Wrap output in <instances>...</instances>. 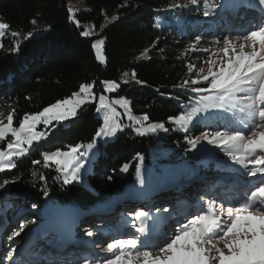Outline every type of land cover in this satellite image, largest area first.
I'll list each match as a JSON object with an SVG mask.
<instances>
[{
    "label": "trees",
    "instance_id": "16d2710c",
    "mask_svg": "<svg viewBox=\"0 0 264 264\" xmlns=\"http://www.w3.org/2000/svg\"><path fill=\"white\" fill-rule=\"evenodd\" d=\"M68 1L0 0V18L10 26L0 37V104L8 105L10 111L16 109L14 124L25 113H35L58 99L71 96L82 83L94 82V89L101 90L103 80L116 81L119 87L115 94L129 100L132 112L146 115L147 121L165 124L170 117L191 111L192 103L202 101L194 99L195 96L191 98L187 87H179L185 79H190L186 62L154 51L153 43L167 37L169 29L175 27L172 22L177 18L171 6L178 5L179 9L181 0H81L85 9L72 14ZM70 15L74 19H69ZM33 19L37 21L35 25ZM86 27L99 28L100 32L85 37L81 33ZM13 32L20 35L14 37ZM95 36H102L105 41L104 62L97 60L92 48ZM17 41L19 49L14 51ZM201 115L207 118L202 111L197 117ZM216 118L220 122L224 119L223 115ZM197 121L186 131L178 128L167 133L164 143L171 146L204 131V124ZM214 121L218 120L210 122ZM230 121L232 124L233 119ZM101 125L102 119L95 115V103H86L68 124L52 128L46 139L17 160L14 169L0 172V182L16 180L10 184L8 201L14 206L29 207L43 203L52 207L67 204L85 212L102 204L104 197L111 198L121 190L138 185L140 162L154 168L160 164L174 165L168 152H165L168 158L157 161L153 157L159 141L151 132L140 135L124 129L110 141H99V151L83 182L64 184L53 165H44L42 153L93 141ZM210 125L222 129L215 123ZM232 127L234 124L228 128ZM33 160L41 163L33 164ZM125 165L127 171H122ZM155 190L151 189L150 194ZM3 198L6 196L0 194V202ZM122 198L128 200V195ZM84 222L80 225L88 226Z\"/></svg>",
    "mask_w": 264,
    "mask_h": 264
},
{
    "label": "snow or ice",
    "instance_id": "6c2138e0",
    "mask_svg": "<svg viewBox=\"0 0 264 264\" xmlns=\"http://www.w3.org/2000/svg\"><path fill=\"white\" fill-rule=\"evenodd\" d=\"M191 3L196 4L197 0H191ZM205 3L207 4V0ZM259 4L264 5V0H259ZM72 11L70 8L69 12ZM204 15L207 16L209 13L205 11ZM69 19L74 17L70 15ZM75 22L79 25V21ZM36 23L37 21L33 19L32 24ZM9 27V24L0 22V37L5 35ZM31 34L28 33L29 36ZM91 34L90 30L81 33L85 37ZM12 35L15 37L20 33L13 32ZM201 39L202 37L197 35L186 47L185 54L189 50H195ZM104 44V39H97L92 44L96 58L101 62L105 60ZM18 49L19 41L13 50ZM203 51L209 52L208 49ZM187 69L190 76L194 71L195 75L185 79L179 87H190L194 93L208 95L202 97V107L201 102H197V106L191 111L182 112L169 119L180 128L186 129L202 110L207 111L211 108L232 111L239 106V111L246 113L249 121L244 123L243 130L205 131L198 137L186 139L193 148L201 141H207L242 166L247 176L256 177L259 174L264 177V25L254 27L242 36L224 37L223 47L213 49L208 60L199 69L192 63L187 65ZM135 75L133 72V78ZM201 82H205L206 87L194 86ZM102 83L108 92L119 87L115 81ZM93 88L94 82L82 83L78 91L73 92L71 96L58 99L35 113H25L18 124H14L15 108L6 118H0V172L14 169L17 160L29 154L35 144L46 139L52 128L70 117H76L81 106L96 99ZM98 99L99 106L96 111L103 113V123L96 131L95 137H112L123 128L121 114L115 105L126 109L129 119H133L129 101L123 97L109 100L103 94ZM147 120L146 115L143 120H135V123L140 125L136 128L138 134L167 131L163 123L144 124L143 121ZM41 125L43 128H40ZM83 147L78 144L69 146L67 151L57 149L50 153L44 152L43 163L46 167L54 164L63 173V183L70 184L80 179L82 158L87 155V151H81ZM93 147V143L87 145L88 150ZM32 163L39 164L41 161L33 160ZM122 171H127V165ZM137 176L139 182L143 183L139 169ZM15 182V179H4L0 182V189ZM44 195H48L47 191ZM32 207L35 208L36 205L33 204ZM219 208L217 211L215 201H204V209L199 214L185 218L182 223L177 221L171 235L154 244H146L141 239L146 233V222L152 214L143 208L138 209L130 215L133 226L139 223L136 230L141 235L114 239L107 243L104 249L110 257L96 259L94 262L84 259L83 264H264V179L246 193L235 206H230L226 210L223 205ZM25 227L26 225L21 223L12 236H20ZM88 235L92 233L89 232Z\"/></svg>",
    "mask_w": 264,
    "mask_h": 264
},
{
    "label": "rangeland",
    "instance_id": "374dc122",
    "mask_svg": "<svg viewBox=\"0 0 264 264\" xmlns=\"http://www.w3.org/2000/svg\"><path fill=\"white\" fill-rule=\"evenodd\" d=\"M179 4H180L179 9L177 7L172 8V14H174L177 18L175 19V21L172 22L175 27L169 29V34L167 37H162L159 40H156L155 43H153L155 45L154 51L160 56L166 58H171V59L175 58L176 60L183 59L187 65L189 63L196 65V69H199V67H201L203 63L208 60L209 54L213 49H218L223 47L224 37H229V38L236 37V36H232L233 34H230L236 32L237 29L236 26L235 28L230 26L233 22V20L231 21V18L228 15V10L230 9V6L232 8L236 7L242 9V11L239 13L241 16H245L247 15V13H255V14H259L261 17H263V14L258 9L260 7H264V5L259 4V0H207V4L205 3V0H197L196 4H192L191 0H181ZM67 7L68 9L70 8L73 9L71 14L74 13L75 11L85 9L81 0H69L67 2ZM236 10L237 9H235V12ZM205 11H207L209 15L205 16L204 15ZM166 15L169 16L168 13H166ZM106 21L107 20H105L102 23V26L106 24ZM0 22L5 23V21L2 20L1 18H0ZM85 30H90V29L86 27ZM90 31L92 35H98L100 29L94 28L93 30ZM197 35H200L202 37L197 48L195 50H189L185 54L186 47L192 41L195 40V37ZM97 39H103V37L95 36L93 43ZM215 41H219V43ZM204 49H208L209 52L207 53L204 52L203 51ZM98 61L101 62L100 60ZM194 75H195V71L191 74V76ZM191 76L189 75V78H191ZM103 81H113V80H103ZM102 82H101V88H102L101 90L96 91L93 88V92L96 96V99L90 100L88 103H95V115L100 117L103 123V113H98L96 111V108L99 106V99H98L99 96L103 94L109 100H115L122 96H118L115 94L117 89L111 92L105 91V85ZM194 86L206 87V83L201 82L200 84ZM186 90L191 98L192 96H195L194 99L198 101L202 100V97L208 95V93H200V94L194 93L191 91L190 87H187ZM195 105H197L196 102L192 103V107H196ZM202 106H203V101H201V107ZM115 107L117 108V111L121 114L120 121L123 124V128L120 131H123L124 129H132L135 133H137L136 128L140 127V125L135 123V120L136 119L143 120L144 116L139 114H134L131 110L130 103H129V109L133 119H129L128 115L126 114L127 112L126 109L122 108L119 105H115ZM9 112H10V107L8 105L0 104V114H2V117L0 118H6ZM202 112L207 115V118L205 119L203 118V115H201L200 117H196L194 121L198 120L201 123V125L204 124L205 127L204 131H201L198 135L194 137H190L188 139L198 137L201 135V133L205 131L214 132L220 130V129H215L213 127L214 125L211 126L210 124L212 123H215V126L217 127L227 130H233V129L243 130L244 123H249L246 113L243 116L242 115L243 113L236 108L233 109L232 111L210 108L207 111L202 110ZM220 115L221 116L223 115L224 117L222 122H220L219 119L216 118ZM71 118L73 117H70L69 119ZM69 119L61 122L60 124L61 125L68 124ZM213 119L218 121L210 122ZM230 119H233L232 124H234V127L229 129L228 127L232 126ZM242 121L243 123H241ZM143 122L144 124L162 123V122H152V121H143ZM164 126L167 129V131L158 130L157 132L152 133L155 137V140L159 141L158 147L153 152L154 154L153 157L157 161H159L158 159H162L163 157L168 158L165 155V152H168L170 159H172L171 160L172 163L173 161H175L174 165L167 167L165 165L160 164V166L154 168L152 166L150 167L145 166L143 163L140 162L138 168L139 171L141 172L140 176L143 178V183L139 182V184L138 185L135 184L136 186L134 185V187L132 186L126 188L125 190H121L120 192L122 194L118 196L114 194L111 198H109V200L107 201L108 203L103 208L106 207L107 210L109 211L108 207H111L113 205L116 206L115 210L111 211L108 214L109 216L113 214H117L119 209L121 208L125 209L128 205L143 207L146 204H148V206L146 207L151 208V210H153L154 208L155 210H159V211H163L165 209L168 210V208H171V202L177 200L178 198L188 199L185 205L189 206L186 211L190 215V213H192L193 207L196 208L198 207V209L201 208V203H200L201 201H199V203H196L195 205V201L198 198L195 199L194 194L191 196V192H189V190L199 191L200 187L203 190L205 187H203L201 183H205L209 185L208 183L211 181L221 182V179L224 178L225 177L224 175L228 172L235 173L234 176L238 178L239 181L243 180L240 184H243L244 189L249 190L252 187L250 186L251 184L254 187L258 186L259 182L254 179L261 177L259 176V174L256 177L247 176L246 170L242 168V166L233 162L224 151H222L220 148L214 145L208 144L207 141H201L199 144H197L195 148H193L188 143V140L185 138L184 140H181V143H178L176 141V143H172L171 146H168V143H164V141H166L165 137L168 136L167 133L171 132L172 130L178 128L182 129V128L177 126L172 120L167 121V123H165ZM190 126L191 124L188 125V127L186 129H183L182 131L188 130ZM40 128H43V126L41 125ZM115 135L112 137H104V138H96L94 136L93 141L84 144L79 143V145L84 146L81 149V151H87V155L82 158L83 166L80 169V179L77 181H73L72 183H81L84 181L86 174L90 171L91 163L95 159L96 154L99 151V148H97L99 141L101 142L110 141L115 137ZM89 143L94 144V147L91 150L87 149V145ZM162 146L165 147L166 149H160V147ZM181 149L182 151H180ZM60 150L67 151L68 149L66 150L60 149ZM227 164L228 167H226ZM53 166L54 168L57 169L61 179L63 180V173L60 172L54 164ZM160 175L162 176V178L160 177ZM176 177L179 178V181L181 183H178L174 180L177 179ZM161 179L163 180L161 181ZM187 179L188 180L193 179L192 183ZM228 180L231 181L229 183L232 186L237 188L240 187L238 182L235 183L232 182V178H229ZM248 180H253V181L248 182ZM182 181L184 182L188 181V182L184 183ZM219 183L217 185H219ZM149 185H151L150 186L152 187L151 189L153 188L156 189L153 195L148 193V192L150 193L152 192L151 189H149L148 187ZM244 185L246 186L244 187ZM9 187L10 184L7 185L4 189H0V194H2V196H6V198H3L0 202V206L5 204V206L0 207V264H83L84 259H89L90 261L94 262L96 259L102 260L104 258L110 257V254L105 253V251L102 250L103 247L102 249L100 248L101 251L99 250L98 247H96L97 248L96 251L94 252V250H92V253H90L88 258L84 257L85 251L77 253L75 256L73 255L72 257L71 256L66 257L65 253L59 254V252L54 248L53 243L50 244L48 238H47L48 239V243H47L45 237L40 236L38 233L44 232V230L42 229H45V231L47 229L50 234H53L54 230L52 229V227H54L55 225L56 230L59 234L57 238L61 239V236L64 237V234L61 233V229H62L61 217L64 214V212L61 211L63 213L61 215L58 210L60 208H57L58 213L56 214V218H57L56 219L52 217L51 210L49 209L52 208L53 205L50 206L48 203L40 204L35 208L24 205L14 206L13 204L10 203V201H8L10 197ZM160 189L163 190L161 191ZM180 189L185 191V193L183 194V192H179ZM238 189H242V187ZM210 191L208 193L207 192H203V193L204 195L205 194L215 195L214 191L213 194ZM127 192H134L135 194L141 197V200L138 199L136 196H132ZM125 193H127L128 195V200H124L123 198L121 199V197H123L124 196L123 194ZM118 201L121 203L116 205ZM133 203H137V204H133ZM166 204L167 206H165ZM102 205L103 204L93 207L89 211L87 212L85 211L86 213L83 214L89 216L86 218L85 222L88 224V230H90L91 233H93L92 232L93 229L89 227H92L93 223L95 222L91 220V218L100 219L105 215V214H101L102 212L98 210V208ZM63 210L66 211V209ZM69 215H71V213H69ZM75 217L78 223H80L79 215H75ZM39 221L44 222V225L47 224V227L44 225H38L37 223ZM21 223H24L26 225L25 230L21 232L20 236L13 237L12 236L13 232L18 230L19 225ZM162 226L164 227L165 225L163 224ZM172 227L174 228L175 226L173 225ZM159 233L160 232L158 228V233L153 234L155 235L154 239L157 238L156 243H159L161 241V238H159ZM121 235L122 234H118L119 237H121ZM10 237L12 238L10 239ZM168 237L169 236L164 237L163 240L167 239ZM54 245L56 247H59L61 246V243L56 242L54 243ZM98 245L100 246V243ZM47 251L51 252L54 255L53 257H51L52 259H50V262L47 261L45 262V259L41 258L42 255H44ZM99 251L102 253H100ZM10 258L12 259V261L9 263L8 260ZM32 258H39L38 259L39 263L30 261Z\"/></svg>",
    "mask_w": 264,
    "mask_h": 264
},
{
    "label": "bare ground",
    "instance_id": "6f19581e",
    "mask_svg": "<svg viewBox=\"0 0 264 264\" xmlns=\"http://www.w3.org/2000/svg\"><path fill=\"white\" fill-rule=\"evenodd\" d=\"M259 11H261L262 13H264V7H260L259 9H258ZM215 42H217V41H215ZM176 178H178V177H176ZM221 178V177H220ZM220 182V181H219ZM227 182H230V180H228L227 179ZM235 183V182H234ZM240 185H243V184H240ZM181 187H182V185H181ZM179 192H183V194L185 193V191H183V190H181L180 189V191ZM201 193H203V192H201V191H197L196 193H193L194 194V197H195V199L196 198H198V199H196V201H195V205H196V203H199V201H201ZM198 194V195H197ZM213 194V193H212ZM215 195H216V193H215ZM165 198V197H164ZM117 199H120V198H117ZM121 199H122V197H121ZM134 200V199H133ZM191 201V200H190ZM119 203H121V202H117L116 203V205L117 204H119ZM235 203V201L234 200H223V204L226 206V205H231V204H234ZM146 206H148V204H146L145 206H143L142 208L145 210V211H149L152 215H151V217L148 219V221L146 222V223H151L152 224V226H153V230H152V232H148V236H149V239L151 240V241H149V242H151V243H156V240H153V238H154V236L155 235H153L154 233H158V228H159V225H165L161 230H159V238H161V240H163V234L164 233H166V234H169V235H171V233H172V230H173V228H172V221H171V218H170V214H169V211H158L159 213L158 214H156V212H157V210H155V208L153 209V210H151V208H147ZM165 206H167V204L165 205ZM229 206H227L226 207V209L228 208ZM109 208V211L107 210V208L105 207L104 208V212H106L107 213V215L111 212V210L114 208V205L113 206H111V207H108ZM129 208H131L132 209V213L134 212V211H136V210H138V208L137 207H128V208H125V211H128L129 210ZM200 208V207H199ZM190 209V208H189ZM114 210V209H113ZM56 212H57V210H56ZM62 212H64V214L62 215V217H61V233H63L64 234V237L63 236H61V242L62 241H64V240H71V241H82L83 240V238H82V232H84L85 233V235L87 236V234L90 232V230H88V226H84V225H80V223H78V221H77V219H76V217H75V215H79V217H80V222L81 221H84V220H86V218L87 217H89L88 215H83V214H85L86 212H77V211H74V210H70V209H67L66 211H62ZM69 213H71V215H69ZM164 213V214H163ZM55 214V213H54ZM102 214V213H101ZM53 215V214H52ZM125 216H128V215H125ZM129 217H131V215L129 216ZM57 219V218H56ZM97 223H101V222H97ZM155 224V225H154ZM53 228V227H52ZM89 228H92V227H89ZM82 230H85V231H82ZM79 232V233H78ZM126 233H128V232H126ZM93 235H95V236H98V234H93ZM92 236V235H91ZM64 239V240H63ZM60 242V243H61ZM86 245V247L88 248V247H90V245H88V244H85ZM106 245H107V242H101L100 243V246L99 245H97L98 246V248H99V250L101 251V249H102V247H103V249L102 250H104L105 249V247H106ZM53 246H54V248L58 251V252H62V247H63V243H61V246H59V247H56L55 245H54V243H53ZM101 248V249H100ZM95 249V250H94ZM96 246H93L92 247V250H94V252L96 251ZM99 251V252H100ZM100 253H102V252H100ZM106 253V252H105ZM38 259L39 258H32L30 261H34V262H38ZM9 261V263L12 261V259L10 258V260H8ZM30 261H28V262H30ZM79 263V262H78Z\"/></svg>",
    "mask_w": 264,
    "mask_h": 264
},
{
    "label": "water",
    "instance_id": "95a60500",
    "mask_svg": "<svg viewBox=\"0 0 264 264\" xmlns=\"http://www.w3.org/2000/svg\"><path fill=\"white\" fill-rule=\"evenodd\" d=\"M9 189H10V187H9ZM108 198H109V196H108V197L106 196V197H104L103 199H101V201L104 202V201H106V199H108ZM77 209H78V208H77Z\"/></svg>",
    "mask_w": 264,
    "mask_h": 264
}]
</instances>
